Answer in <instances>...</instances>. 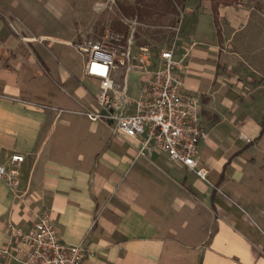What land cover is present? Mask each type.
<instances>
[{
    "label": "crops",
    "instance_id": "crops-1",
    "mask_svg": "<svg viewBox=\"0 0 264 264\" xmlns=\"http://www.w3.org/2000/svg\"><path fill=\"white\" fill-rule=\"evenodd\" d=\"M90 1L0 0V164L25 156L17 189L0 180V246L11 244V225L26 231L47 211L63 242L87 247L84 264H264V77L242 89L233 71L249 26L264 47V8L220 6L218 33L203 1L176 54L208 134L198 147L205 181L166 152L140 155L141 138L80 112L100 111L99 80L74 47L96 22Z\"/></svg>",
    "mask_w": 264,
    "mask_h": 264
},
{
    "label": "built area",
    "instance_id": "built-area-1",
    "mask_svg": "<svg viewBox=\"0 0 264 264\" xmlns=\"http://www.w3.org/2000/svg\"><path fill=\"white\" fill-rule=\"evenodd\" d=\"M110 1L115 2H98L97 10L106 8ZM188 10L180 11L181 21L174 27V40L159 50L156 64L152 62L149 46L135 50L137 18L127 20L130 22L128 34L116 30H106L99 36L81 34L74 47L85 57L86 74L99 80L100 111H87L89 119L109 123L114 133L141 138L140 155L166 152L172 162L209 181L198 155L200 142L208 137L202 127L200 100L185 92V57H176L182 21ZM131 72L141 73L143 88L137 100L127 91ZM24 160L23 154L14 153L8 163L0 164V180L6 181L13 190L19 187V167ZM10 228L11 244L0 246V257L9 264H84L88 256L84 243L71 245L61 240L47 211L26 231L13 225Z\"/></svg>",
    "mask_w": 264,
    "mask_h": 264
},
{
    "label": "rangeland",
    "instance_id": "rangeland-1",
    "mask_svg": "<svg viewBox=\"0 0 264 264\" xmlns=\"http://www.w3.org/2000/svg\"><path fill=\"white\" fill-rule=\"evenodd\" d=\"M105 1V0H103ZM135 0H115L113 3L112 1L108 2L106 4V8H103L102 10H97L96 4L98 2H102L101 0H98L95 2L94 7L92 6L93 0H91L88 3V9L89 12H91L93 15L95 14L96 22L93 26V29L89 32L91 35L99 36L106 32V30H118L116 29H122L123 33L124 30L127 29L130 30L129 25L130 22L133 19L137 18L139 24L136 29V35H135V41L136 45H147L151 48L152 53L158 54L159 50L165 47H168L171 42L174 40L175 37V30L174 27H176L179 22L181 21V12L178 15L174 14H162V15H155V17H149L145 16L143 19H138V17L134 16H126L123 14L122 9L120 8L121 5H133ZM191 9L186 11L185 16L182 21V30L180 33V39H179V50L184 49V41L186 36L191 31L192 25L195 23V16L197 12L204 10L203 9V1L205 0H190ZM243 3L247 5H252L255 8L263 9L264 8V0H244ZM95 8V9H94ZM259 10V11H261ZM261 16L259 14H256L252 16V22H255L256 20H259ZM129 20V21H127ZM201 26H202V33L206 35V40L211 41L212 39H215V33L212 28V22L210 20V16H203L201 20ZM257 24L255 26L247 28L245 30V34L241 37L248 36L250 40H252L251 45L247 47H239L240 49H243L242 52H239V59L241 60V67L236 66V69L233 70L237 72L238 74L243 76L242 78V88L244 85H248L245 82H255L256 79H260L264 72H261L257 70V63L261 62L262 55L264 53H261L263 51L264 47H258L253 45V43H256L257 38L261 37V33L256 28ZM126 27V28H125ZM226 30V29H225ZM127 34V33H125ZM202 34V35H203ZM226 36L229 37V32L226 30L225 32ZM206 41V42H208ZM225 50H230L231 46L228 44L226 47L224 46ZM262 49V50H261ZM82 59V58H81ZM257 60V63H253ZM258 75V76H257ZM262 77V79H263ZM251 79V80H249ZM254 79V80H253ZM262 81V80H261ZM141 87V73L140 72H131L129 76V96L137 100L139 98L140 88ZM249 92V91H248ZM244 95H248L246 92ZM100 108V107H99ZM99 110V109H98ZM89 110H82L80 111L83 114H86V112Z\"/></svg>",
    "mask_w": 264,
    "mask_h": 264
},
{
    "label": "trees",
    "instance_id": "trees-1",
    "mask_svg": "<svg viewBox=\"0 0 264 264\" xmlns=\"http://www.w3.org/2000/svg\"><path fill=\"white\" fill-rule=\"evenodd\" d=\"M189 0H135L132 5H121L120 8L126 16H136L138 19H143L145 16L155 17V15L162 14H174L178 15L181 10H184ZM211 10L214 15V22L219 33V22H218V9L223 5H235L243 3L244 0H209ZM126 28V27H125ZM116 31H121L116 27ZM124 33L128 34V30L125 29ZM264 131V118L262 120V131Z\"/></svg>",
    "mask_w": 264,
    "mask_h": 264
}]
</instances>
